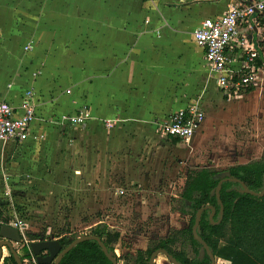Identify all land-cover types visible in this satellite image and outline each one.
Listing matches in <instances>:
<instances>
[{
	"label": "crops",
	"instance_id": "crops-1",
	"mask_svg": "<svg viewBox=\"0 0 264 264\" xmlns=\"http://www.w3.org/2000/svg\"><path fill=\"white\" fill-rule=\"evenodd\" d=\"M241 1L94 0L93 10L80 19L91 38L83 39L85 27L74 33L80 54L76 57L73 80L68 75L73 85L57 86L58 89L45 80L46 72L41 76L44 68H38L41 61L36 59L30 58L25 65L11 62L15 69L12 76L8 75L2 60L17 58L11 54V39L0 44V97L19 106L27 90L33 89L36 94L38 119L32 132L43 133L44 137L7 142L11 148L26 143L31 149L29 153H35L27 162L32 168L29 178L43 182L48 185L46 188L50 186L48 192L54 194L55 198L50 196L54 201L65 196L70 213H99L100 208L110 205L111 200L104 204L102 200L109 195L113 179L141 180L146 185L163 176L174 178L180 162L187 170L210 167L224 171L255 159L245 158L257 150H261L262 156L264 147L252 149L253 141L241 145L236 137V128L256 113L255 103L243 115L230 109V103L240 97L223 95L210 72L204 50L193 37L203 19L220 16L231 4ZM0 2L3 5L8 0ZM242 29L264 43L261 28ZM36 33L42 38L26 43V35H15L19 40L17 46L24 43L15 54L21 50L25 54L38 51L40 40L50 41L49 31L42 34L38 28ZM30 42L34 47L26 50ZM261 86L241 97L249 98ZM196 100L206 117L188 142L176 143L159 134L160 126L174 111ZM84 106L90 108L93 116L85 125L60 128L44 121L77 113ZM109 120L112 126L106 124ZM39 150L40 159L46 157L44 161L35 159ZM43 163L51 171L42 168ZM37 189L38 196H45L41 192L44 189ZM99 196L104 198L100 201ZM41 210L45 212V207ZM55 210L51 212H58ZM69 220L71 223L72 218ZM123 240L122 236L117 252ZM18 249L22 257L19 245ZM217 260L230 264L225 259Z\"/></svg>",
	"mask_w": 264,
	"mask_h": 264
},
{
	"label": "rangeland",
	"instance_id": "rangeland-1",
	"mask_svg": "<svg viewBox=\"0 0 264 264\" xmlns=\"http://www.w3.org/2000/svg\"><path fill=\"white\" fill-rule=\"evenodd\" d=\"M76 1L8 0V3L3 5L0 2V44L11 39V47L10 44L8 45L10 49L12 48L11 54L17 58L15 60L9 57L7 60L5 58L2 60L8 75L12 76L11 73L15 69L11 62H23L25 65L31 58L41 61L38 67L41 70L44 68L41 76L46 72L45 80L53 83L55 88L73 85V81L69 82L68 75L73 80L76 57L80 54L76 49L77 37L74 33L85 27L84 21L80 19L93 10L92 1L94 0H80L78 3ZM134 1L138 2V0ZM38 28L41 29L42 34L49 31L50 41L40 40L38 51L25 54L21 50L15 54L20 45L39 39V37L42 38L41 34L36 33ZM86 31L85 27L83 39L89 40L91 36ZM15 35H26L27 39L17 46L16 42L18 43L19 40L14 37ZM262 86L249 98L240 97L235 101L232 99L233 102L230 103V109L238 115H243L251 104L256 105V113L247 116L244 123L236 128V137L242 143L241 145L253 141L252 149L264 147V84ZM30 150L26 143L12 148L8 146V143L0 145V201L7 202L11 196L21 216L28 223L27 236L28 233L39 235L45 233L40 237L43 238L47 234L55 235L61 230L87 234L98 221H105L123 232L124 240L118 249V252H121L134 251L136 248L145 249L152 236H165L173 228L182 229L189 225L190 216L175 211L177 201L172 200L180 194L184 177L188 172L184 163H178V173L174 178H170V175L163 176L162 179L152 180L146 185L142 184L141 180L113 179L109 184V195L105 197V200H102L104 197H98L100 201L102 200V204L106 200H111L110 205L100 208L99 213L79 212L75 214L66 209L69 202H66L65 196L60 197L61 201L58 199L54 201L50 198L51 195L55 198L54 194L48 192L51 187L46 188L48 185L45 186L43 182L39 183L38 180L31 178L32 168L27 166V162L35 153L30 154ZM260 151L249 154L245 159L260 156ZM38 153L39 156H35V159L41 158V151L39 150ZM42 168L51 171L48 164L43 163ZM5 175H7V180L4 178ZM37 186L41 190L44 189L41 192H44L45 196L37 195V191L40 190ZM122 188L129 190L127 192L129 195L131 189H140L141 192L123 197L118 193V190ZM42 206L45 207V212L39 211ZM54 209L58 212H51ZM70 218H72L71 223ZM9 254V250H6L5 255ZM156 264H171V261L161 254L157 257ZM217 264H225V262H217Z\"/></svg>",
	"mask_w": 264,
	"mask_h": 264
},
{
	"label": "trees",
	"instance_id": "trees-1",
	"mask_svg": "<svg viewBox=\"0 0 264 264\" xmlns=\"http://www.w3.org/2000/svg\"><path fill=\"white\" fill-rule=\"evenodd\" d=\"M264 24V17L261 18ZM264 47V43L261 44ZM261 61V59H259ZM254 88H249L248 92ZM174 142L179 139L173 138ZM232 177L243 181L251 190L261 191L264 183V152L259 158L247 163L228 167ZM220 170L210 167L189 168L184 177L175 211L190 216L189 225L173 228L165 236L151 238L145 249L117 252L122 233L107 223H99L91 227L89 234L100 237L109 252L117 258L118 264H149L151 255L160 248L166 249L182 264H210V257H199L200 242L194 237L193 225L197 211L207 205L216 208L214 220L220 217L221 205L213 190L222 181L220 190L224 205L223 219L213 224L210 209H205L200 222V236L208 243L216 257L230 261V264H264V195L256 196L238 190L240 184L220 176ZM6 203L0 201V208ZM78 233L61 230L55 236L60 237L62 247H67ZM45 235V233L41 234ZM41 235L28 233L30 240H38ZM47 234L46 237H50ZM29 251L24 249L22 258L28 257ZM0 264H17L10 252L2 258ZM60 264H113L106 256L97 240H85L75 245L66 253ZM156 264V263H155Z\"/></svg>",
	"mask_w": 264,
	"mask_h": 264
},
{
	"label": "built area",
	"instance_id": "built-area-1",
	"mask_svg": "<svg viewBox=\"0 0 264 264\" xmlns=\"http://www.w3.org/2000/svg\"><path fill=\"white\" fill-rule=\"evenodd\" d=\"M262 17H264V0H242L231 4L220 16L203 19L193 31L196 44L204 50L211 74L223 95L228 98L241 97L249 88H257L264 81V47L249 32L242 29L243 26L253 30L261 28L260 33L264 41ZM33 47L34 44L30 42L25 49L30 50ZM35 95L33 89L27 90L19 106L0 97V143L24 142L30 137L34 139L44 137L43 133L32 132V127L38 119ZM205 117L204 109L196 100L174 111L168 121L160 126L159 134L166 138L188 142L202 126ZM92 118L90 108L84 106L77 113L62 114L44 121L62 128L85 125ZM106 124L112 126V121H106ZM131 190V194L138 193L137 189ZM127 192L129 190L123 188L118 190L123 197L131 196ZM5 203V208H0V226L7 224L16 228L28 247L32 240L27 237V221L21 216L11 196ZM100 223L107 222L100 221ZM110 226L119 230L123 236L121 229ZM156 237L160 236H152V238ZM26 261L29 264H40L30 248Z\"/></svg>",
	"mask_w": 264,
	"mask_h": 264
},
{
	"label": "water",
	"instance_id": "water-1",
	"mask_svg": "<svg viewBox=\"0 0 264 264\" xmlns=\"http://www.w3.org/2000/svg\"><path fill=\"white\" fill-rule=\"evenodd\" d=\"M220 176H226L227 179L231 181H236L240 184V188L238 190L242 193H249L256 196L264 195V183L261 191H253L251 190L243 181L236 177H232L229 171H221ZM222 181L219 182L218 186L213 190L212 194H216L218 202L221 205L220 217L217 221L214 220V216L216 214V208L213 205H207L205 207L200 208L196 213L195 222L193 225V234L194 237L200 242L201 248L199 252V257L202 259L207 254L210 257V264H217V257L215 256L213 250L210 248L208 243L200 236V222L202 213L205 209H210V219L213 224H218L223 219L224 214V205L221 199V190ZM85 240H97L106 254V256L113 262V264H118V260L114 257L106 247L105 243L100 239L99 236L94 234H77L76 238L65 248L62 247L59 238H56L54 234H51L49 238H41L39 240H33L30 242L28 248L31 249L33 254L36 256L38 263L40 264H60L64 255L68 253L75 245ZM23 242L22 237L19 231L7 224H3L0 226V263L4 255V248L8 249L15 257L17 264H24V261L20 255L18 244ZM166 256L171 264H182L180 263L172 254H170L166 249L160 248L157 249L150 257L149 264H155L156 259L159 255Z\"/></svg>",
	"mask_w": 264,
	"mask_h": 264
},
{
	"label": "flooded vegetation",
	"instance_id": "flooded-vegetation-1",
	"mask_svg": "<svg viewBox=\"0 0 264 264\" xmlns=\"http://www.w3.org/2000/svg\"><path fill=\"white\" fill-rule=\"evenodd\" d=\"M18 245H19V247L22 249V251H24V249L27 248V246L25 245V242H21V243H19ZM9 252H10V251H9ZM23 254H24V252H23ZM27 258H28V257L22 258L23 261H24V264H29V263H27V261H26Z\"/></svg>",
	"mask_w": 264,
	"mask_h": 264
}]
</instances>
